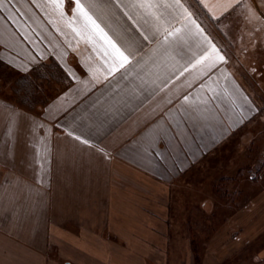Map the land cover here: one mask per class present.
I'll return each mask as SVG.
<instances>
[{"label": "crops", "instance_id": "1", "mask_svg": "<svg viewBox=\"0 0 264 264\" xmlns=\"http://www.w3.org/2000/svg\"><path fill=\"white\" fill-rule=\"evenodd\" d=\"M96 4L122 67L73 0H0V70L50 88L0 89V264H169L172 184L255 112L215 39L240 0Z\"/></svg>", "mask_w": 264, "mask_h": 264}, {"label": "rangeland", "instance_id": "2", "mask_svg": "<svg viewBox=\"0 0 264 264\" xmlns=\"http://www.w3.org/2000/svg\"><path fill=\"white\" fill-rule=\"evenodd\" d=\"M214 27L215 39L229 60L227 69L255 112L172 184L176 191L170 197L165 230L173 251L169 264L182 263L186 240L192 241L194 264L201 263L208 247L215 264H225L219 260L226 247L233 251L228 264H264V0H240ZM0 74L4 77L0 89L14 90L10 100L20 106L31 109L33 99L43 101L50 93L47 87L40 96L25 92L31 98L22 99L17 90L23 82L4 70Z\"/></svg>", "mask_w": 264, "mask_h": 264}, {"label": "snow or ice", "instance_id": "3", "mask_svg": "<svg viewBox=\"0 0 264 264\" xmlns=\"http://www.w3.org/2000/svg\"><path fill=\"white\" fill-rule=\"evenodd\" d=\"M52 3H55L57 7H60L63 4V0H51ZM75 4V11L86 21V24L91 25L93 30L97 32L101 39L107 43L113 53L119 58L122 67L124 63L127 62V57L120 51L115 43L110 40L107 35L101 29L100 25L93 19L92 9L97 7L96 0H73ZM176 3L179 4V0H176ZM143 6V4L141 5Z\"/></svg>", "mask_w": 264, "mask_h": 264}]
</instances>
